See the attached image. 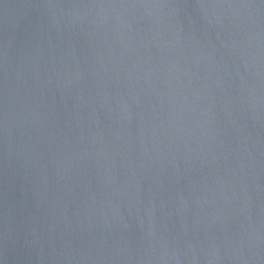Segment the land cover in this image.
I'll use <instances>...</instances> for the list:
<instances>
[{
    "label": "water",
    "instance_id": "obj_1",
    "mask_svg": "<svg viewBox=\"0 0 264 264\" xmlns=\"http://www.w3.org/2000/svg\"><path fill=\"white\" fill-rule=\"evenodd\" d=\"M0 264H264V0H0Z\"/></svg>",
    "mask_w": 264,
    "mask_h": 264
}]
</instances>
